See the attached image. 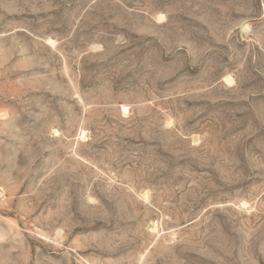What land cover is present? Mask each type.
<instances>
[{"label": "rangeland", "instance_id": "374dc122", "mask_svg": "<svg viewBox=\"0 0 264 264\" xmlns=\"http://www.w3.org/2000/svg\"><path fill=\"white\" fill-rule=\"evenodd\" d=\"M0 264H264V0H0Z\"/></svg>", "mask_w": 264, "mask_h": 264}]
</instances>
